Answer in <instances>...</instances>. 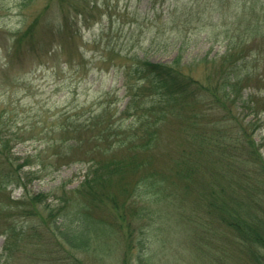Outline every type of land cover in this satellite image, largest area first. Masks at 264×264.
Returning <instances> with one entry per match:
<instances>
[{
    "label": "rangeland",
    "instance_id": "obj_1",
    "mask_svg": "<svg viewBox=\"0 0 264 264\" xmlns=\"http://www.w3.org/2000/svg\"><path fill=\"white\" fill-rule=\"evenodd\" d=\"M231 50L235 61L239 53L251 59L245 72L253 77L241 91L221 82ZM178 55L181 77L199 84H191L192 93L208 89L175 96L164 116L157 104L162 120H150L157 135L145 151L140 111L161 94L141 88L135 68L144 59L171 63ZM5 148L1 170L13 164L29 179L24 186L0 184V233L13 219L17 229L31 224L35 235H25L6 260L0 234V264H46L37 232L58 243L52 218L76 209L92 210L107 227L103 237L94 233L89 254L73 251L87 264H259L230 221L236 204L250 209L253 184L264 187V0H0V152ZM182 152L198 157L197 172L188 182L168 172L176 191L187 183L189 191L183 200L179 192L168 197L176 206L159 201L171 214L167 234L158 231L160 240L147 243L144 261L142 232L160 225L159 199L144 211L146 194L136 183L150 172L146 166H169ZM95 159H123V166L106 184L82 185ZM97 188H104L101 197L93 195ZM207 196L218 207L206 204ZM258 205L264 220V203ZM9 212L15 217L7 219Z\"/></svg>",
    "mask_w": 264,
    "mask_h": 264
},
{
    "label": "trees",
    "instance_id": "obj_2",
    "mask_svg": "<svg viewBox=\"0 0 264 264\" xmlns=\"http://www.w3.org/2000/svg\"><path fill=\"white\" fill-rule=\"evenodd\" d=\"M242 16V15H241ZM242 20V19H241ZM232 51V50H231ZM226 56V64L223 65V69L221 71V79H222V84L224 86H231L237 87L236 91H241L242 89V82L244 79L248 80L252 75L250 73L245 72V68L248 66L247 64L250 62V55L248 54H237L235 57L236 61L233 60V51L232 52H227ZM180 56L178 55L176 58L173 59L171 63L167 62H155V61H150L147 59L142 60L140 64H138L135 68V72L137 73L136 75L138 78L137 84L141 87L144 88L147 85L149 86V89H154L155 93L161 94V98L157 100L151 101V104L147 106L146 108H143L140 111L139 118L141 120V126H143V129L145 131V141L144 144L142 145L143 149H146L145 151H148L152 147V143L156 139L157 133L155 132L154 126L155 122H150V120H155L157 113L154 112L155 106L160 104L159 107H161L163 111L161 114L164 116L165 113L168 110L169 103L172 98H174L177 95H182L183 100L188 99V95H197L201 96V93L204 95L207 89L204 88V90H197L198 93H195V91L192 93V88L191 84L195 83V86H198V82L196 79L193 77H189L188 81H185L181 75L183 74L179 69H177L174 64L180 65ZM130 73V72H129ZM128 75V74H127ZM134 75V74H133ZM259 76V75H258ZM226 80H230V82H227ZM129 89H133L130 87V83L128 85ZM147 88V87H146ZM196 89V88H195ZM235 91V92H236ZM229 92H227L228 94ZM234 93V92H230ZM236 94V93H235ZM239 97V95H238ZM133 99L131 98L129 101V105L127 106L126 110L129 108L130 109V104L133 102ZM196 102V100L194 99ZM146 105V104H145ZM211 109H206L203 111V116L205 117L206 114H208V111ZM207 112V113H206ZM195 116H202L200 112L194 113ZM154 116V117H153ZM195 116H193L195 118ZM158 123L162 120L161 118H156ZM131 127L134 126V124L130 125ZM107 133H109V130L105 128ZM112 133V132H111ZM110 134V133H109ZM201 142L203 143L205 140H208V137L203 134L201 137ZM126 141L125 139H123ZM200 142V143H201ZM201 143V144H202ZM7 143H5V147L8 146ZM122 144V143H121ZM2 150V149H1ZM214 150V149H213ZM6 153V154H5ZM183 155H180L181 157L177 158L179 160H172V162L168 163L170 164L167 166V164H163L161 166L156 167V168H148L146 166L145 170H148L150 172H147L142 176L136 184L142 185L143 191L146 194V203L144 204V211L150 210L151 212L152 207L150 206L153 204V198L156 197L159 200H155L158 208V213H159V220H160V225H155L152 224L153 226L147 227L145 231L142 232V235H145L144 242L142 243L143 249L141 253V258L143 257V260L146 259L147 251V243H153L154 241L160 240L157 238V233L162 235V237L167 234V232L164 230V224L167 222L166 216L169 214V211H167L164 207L160 206L158 203L161 200H164L165 203L169 206H176L175 200H168L169 196H179L178 192L180 195H182L181 199L183 200V196H185V193H188L189 191V183H187V186H184L183 191H176V183L170 178V175L174 173V176L176 177L177 180H183L188 182L190 178L194 179L195 174L197 172V167H198V157L196 155H191L188 152H182ZM10 154V150L5 148V150L0 152V156L2 159L7 158V156ZM123 159H117V160H112V162L109 163H104L103 161L99 160H90V166L87 169V173L85 175V179L82 182L83 184H91V183H99V180L102 181L104 184H106L107 181L112 180L114 175L118 173V169H122L119 167V164H121V161ZM171 160V159H170ZM29 163V162H27ZM1 165V163H0ZM13 164H8L10 167L8 170L5 169V166L2 168L4 170H1L0 167V176H2V182L0 184H5L4 186L8 184H16L19 186H24L26 185L27 181L29 178L27 177L26 174L23 175V170L21 174L19 173V169L15 168ZM22 166V164L20 165ZM151 167V166H149ZM231 167V166H229ZM140 168V167H139ZM158 168V170H156ZM173 168V169H172ZM167 170V171H166ZM174 170V172H172ZM155 172V173H154ZM171 174L169 175V173ZM35 173V172H34ZM31 173H29L30 175ZM260 182L257 184H253L250 190L247 191L248 193V200H249V210H242L243 206L240 208L241 204H236L237 209H240L239 212L234 216L232 221H230V224L232 227L239 233V236H242V242L249 244L253 246L255 249L253 250V253H257V260L259 264H264V220L260 216H258V211L254 207L255 204L262 205L264 203L263 201L260 203L259 198H262V195L264 196V187L259 186ZM264 184V183H263ZM221 186V191H222ZM104 188H97L94 190L93 195L96 197H101L102 192ZM224 190V188H223ZM219 192H217V196L219 198ZM223 195L225 194L224 192L222 193ZM92 195V194H91ZM149 195V197H148ZM212 196H207L206 204L209 206H217L215 204V198ZM22 202V201H21ZM218 202V199L217 201ZM73 204V203H71ZM174 204V205H173ZM258 205V206H259ZM239 207V208H238ZM21 213L28 214L29 211L27 208H23L21 210ZM84 212H79L77 209L75 211H70V210H62V213H59L56 218H52L55 223H57V231H59L60 235H62V238L56 235V232L54 235L58 238L57 241L59 245H56V241L53 239V241H47L46 237H41V232H37L40 234L37 238V244L40 245L39 247L42 249L39 256L45 257V262L46 264H87L88 262L86 259L81 260L78 256L74 254L73 251H80L84 252L85 254H89L88 252L91 251V240H93L94 233L97 235V237H103L104 233L107 231V227L101 224V222L93 220V216L91 215L92 210H83ZM167 211V212H165ZM166 213V214H164ZM18 216V214L16 215ZM29 216V215H27ZM15 217L14 213L11 214L9 212V216L7 219H12ZM27 218V217H26ZM165 218V221L163 222L162 220ZM185 223H190V221H184ZM156 227H155V226ZM33 226H37L34 225ZM18 227V222H15L13 219L11 220V223L8 224L7 227L3 228L4 230H1L0 234H4L6 236V241L4 248L7 250V257L6 260L10 258L12 255V249L16 248V246H19L21 239L25 237H33L35 234L31 235L29 234L32 230L31 224H20V229H17ZM106 230V231H105ZM36 231V230H35ZM36 233V234H37ZM64 240V241H63ZM52 244L53 246L50 247L49 245ZM132 243L129 242V248H131ZM261 250V251H260ZM57 251V252H56ZM158 253V250L155 248L151 251V255H155ZM53 253H58L60 256L58 258L53 257ZM62 255V256H61ZM143 255V256H142ZM48 256V257H46ZM260 256H263V258H260ZM149 257V256H147ZM47 258L48 263H47ZM54 258V259H52Z\"/></svg>",
    "mask_w": 264,
    "mask_h": 264
}]
</instances>
